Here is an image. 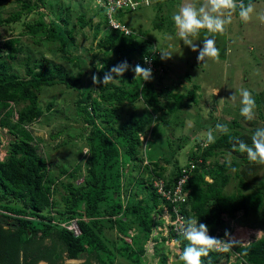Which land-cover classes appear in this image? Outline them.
I'll use <instances>...</instances> for the list:
<instances>
[{"label":"trees","instance_id":"16d2710c","mask_svg":"<svg viewBox=\"0 0 264 264\" xmlns=\"http://www.w3.org/2000/svg\"><path fill=\"white\" fill-rule=\"evenodd\" d=\"M4 1L0 0V7ZM17 1L22 2L21 7L5 17L0 15V24L17 22L24 13L37 8L30 0ZM39 1L52 3L51 0ZM168 1L153 0L150 4L157 3L155 7L160 10L162 3ZM256 1L244 0V3ZM142 6L147 5L138 8ZM47 9L49 16L42 12L35 22L26 24L28 33L37 41L45 39L57 43L55 50L64 53L63 57L73 61L80 70L71 74L60 64L30 63L27 55L24 74L20 75L11 70L8 62L22 50L19 38L0 41V127L14 137L7 155L0 160V264H38L41 261L66 264V259H83L69 264H116L117 260L125 264H171V252L168 254L166 245L170 241L175 246L170 247L172 252L177 249L172 264H183L179 255L189 242L175 229L181 225L176 221L180 214L182 224L188 218H197L209 227L211 236L224 226L223 215L237 221L249 217L264 229V176L254 191L225 192L232 176L239 177V188L244 190L254 182L253 173L257 177L259 163L250 162L246 153L233 151L231 142L233 137H239L251 145L249 133L253 134L256 129L245 133L237 119H231L218 123L227 125L228 133L220 130L214 143L195 139L196 149H192L189 160H193L194 150L202 148V142L206 141L200 154L203 163L198 169L194 166L183 188V200L171 202L158 189L161 184L163 191L172 189L176 177L189 165L182 163L167 175L162 160L169 162L165 157L170 153L156 155L155 152L149 156L147 143L153 123L165 124L167 114L197 102L193 89L196 86L186 92L175 91L174 87H159L153 79H135L131 70L118 78V83L94 85L90 78L93 73L102 79L105 71L124 60L132 66L149 67L144 57L153 67H161V70L152 68L153 77L161 79L168 68L167 60L161 58L164 51L145 33H125L108 27L98 37L99 24L93 35L95 45L92 46L91 41L90 48L79 47L74 40L73 27L65 26L66 18H57ZM45 16L50 19L46 21ZM103 17V24L107 25L105 13ZM77 21L80 28L88 23L82 14ZM155 28L164 26L155 23ZM90 50H95L93 56H88ZM67 53L71 56L65 55ZM97 57L99 63L93 61ZM55 85L77 91L76 112L87 129L83 137L87 148L83 162L60 168L58 175L50 171L48 157L39 146L40 138L32 130V125L54 106L53 100L42 105L39 94L44 88ZM253 97L256 106L264 109V90L253 92ZM137 101L142 103L141 113L127 111V105ZM260 116L264 119V110L260 109ZM218 149L232 151L239 157L231 162L210 163L209 157L217 155ZM205 175L210 176L211 181H207ZM172 205L176 208L174 212ZM238 212H241L239 216ZM72 218H78L81 230L78 236L61 225ZM164 221L168 235H165ZM148 250L152 254L149 257ZM231 252L238 253L239 257L231 261ZM220 258L223 264H264V232L248 244L238 243L227 253L211 252L202 260L204 264H208L209 259L211 264H219Z\"/></svg>","mask_w":264,"mask_h":264},{"label":"rangeland","instance_id":"374dc122","mask_svg":"<svg viewBox=\"0 0 264 264\" xmlns=\"http://www.w3.org/2000/svg\"><path fill=\"white\" fill-rule=\"evenodd\" d=\"M170 1L162 3L160 10L155 7L157 4L155 3L136 10H116L112 14L115 20L130 31L138 34L145 33L156 40L157 46L164 51L165 55H172L171 58L166 59L168 63L166 76L161 79L153 77L159 87L170 86L174 87L175 91L186 92L187 89L196 86L193 88L197 95L196 103L188 108L167 114L168 122L165 124L161 122L152 124V133L147 143L148 154L151 156L155 152L156 155L170 153L165 157L169 162L162 160L167 175H170L172 170L174 171V167L188 160L189 154L195 147V139L207 141L209 130L215 137L219 135L220 130L216 128L219 119H222L221 123L225 120L227 122L237 119L241 125L239 128L245 133L264 125V119L260 116V109H264H259L258 106L255 108L254 119L246 120L240 115V89L249 90L252 96L253 92L262 93L264 90V21L260 19V16L264 15V0L253 3L254 12L247 23L242 22L239 14L234 12L232 23L226 26L224 33H208L206 29H202L198 35L191 37L198 48L203 47L202 41L206 37L214 38L216 47L220 50L218 61L206 58V62L200 63L197 62L198 52H193L178 36L173 16L185 3H192L199 7L203 0ZM30 2L37 4V8L31 13H24L17 22L0 24V41L9 37H18L22 48L13 60H8L11 70L23 75V63L28 60L27 55H29L30 63L48 61L60 64L65 70L75 74L80 70L79 66L73 65V61H68L63 57L64 53L55 50L57 43L45 39L37 41L32 34L28 33L26 24L35 22L42 12L47 14V8H50L57 18H66L67 29L73 27L76 44L79 47L90 48L91 41H93L92 46L96 43L93 40L95 27L99 24L98 37L109 27L108 24H103L105 12L103 13L97 6L98 3L95 0H51V5H47L46 1L43 3L39 0H30ZM21 4V1L5 0L0 7L1 17H5L11 11L18 10ZM81 14L88 21L83 28L79 27L77 21ZM48 16L44 17L46 21L50 19ZM155 23H161L164 28H155ZM95 50H90L88 56H93ZM65 55L71 56L70 53ZM93 61L99 63V58L97 57ZM217 89L219 91L214 95ZM234 94H236V98L230 99ZM76 97V90L67 89L63 85L44 88L39 94L42 105L53 100L54 106L32 125V130L40 138V149L43 155L48 157L50 171L55 175H58L60 168L71 167L77 161L82 163L83 156L87 152L86 146L83 145L85 141L83 137L87 129L84 128L82 118L76 112ZM261 100L263 101V99ZM126 109L141 113L142 103L137 101L128 104ZM121 112L123 113V111ZM58 131L63 132L51 137ZM249 134L252 135V133ZM13 139L14 137L7 132L6 128L0 127V160L7 155L9 143ZM217 152H219L217 155L209 157L210 163L223 160L231 162L234 157H239V154L229 150L218 149ZM262 166L264 164L258 166L257 177L253 173L254 182L249 183L247 190L239 188L238 176H232L225 187V192L231 193L236 189L243 192L254 191L258 181L264 176ZM127 169L128 167L125 168V171ZM59 188L62 190L61 186ZM239 215L240 212L237 216ZM163 224L166 229L165 235H168L167 223L164 221ZM220 230L230 233L231 236L240 240L239 243L242 245L259 238L264 232L263 227L258 223L251 222L249 217L243 221L230 219ZM110 237L114 236L110 235ZM166 245L169 250L168 254L171 252L169 262L172 264L176 259L177 249L174 250V253L172 252L173 241ZM147 253L148 257L152 255L150 250ZM231 258L233 259L234 256L231 255ZM77 261L81 260L77 259ZM223 262V259L220 258L219 264H223ZM65 263L71 262L65 260ZM116 264H125V262L117 260Z\"/></svg>","mask_w":264,"mask_h":264},{"label":"clouds","instance_id":"9594fccd","mask_svg":"<svg viewBox=\"0 0 264 264\" xmlns=\"http://www.w3.org/2000/svg\"><path fill=\"white\" fill-rule=\"evenodd\" d=\"M237 9H239L238 14L242 22L247 23L250 21L254 12V5L250 2L246 5L244 0H203V3L199 7H196L192 3H185L179 8L178 13L173 16L174 24L178 29V36L185 45L191 48L193 52H198V63L206 62V58H211L218 61L220 50L216 47V41L214 38L206 37L202 41L203 47L198 48V46L193 43L191 37L198 35L202 29H206L208 33H224L226 26L232 23L233 13L236 12ZM260 19L264 21V15H261ZM171 56L172 55H162L161 58L166 60L171 58ZM144 61L149 65L151 63L146 57H144ZM129 70L135 73V79L138 77L141 78L142 81H151L153 79V70L151 66L143 67L140 64L132 66L127 60L119 62L118 64L111 67L110 70L105 71L102 79L95 73H93L90 78L94 85H99L101 83L103 85L108 83H118V78L123 77L124 73ZM218 91L219 89L215 91L214 95ZM235 98L236 94L232 95L230 99L234 100ZM240 104V115L246 120L254 119L256 101L249 90L244 88L240 89ZM220 120L222 119H219L218 123ZM216 128L223 131L224 133H228L227 125L218 124L216 125ZM207 141L208 143L215 142V136L211 130H209L207 134ZM231 142L233 151L246 153L248 160L252 163L264 164V128H258L252 134L251 145L239 137H233ZM206 145L207 142L204 141L202 142L201 147L203 148ZM202 148H197V150H194L196 153L192 158L193 160L191 161L188 158V160L183 164L189 165L192 163L195 167H197V169L200 168V165L203 163V158L200 155ZM194 170L195 169L193 167L190 171V176L193 174ZM233 170L235 171V169ZM205 179L207 181H211V178L208 175H205ZM223 219L225 221V226L231 218L223 215ZM77 221L78 218H72L67 222H62L61 225L72 231L75 236H78L81 233V230ZM72 224L76 225L78 230L77 233L74 232V229L70 228ZM223 227H220L216 230L214 237L209 234V227L206 224L200 223L199 219L197 218H188L179 228V234L189 242L179 255L180 261H182L183 264H204L202 257H209L211 252H229L240 242V240L231 236L227 231L224 232L223 230H220ZM230 254L234 256L233 259L230 257L231 261L235 260L236 257H239L238 253L233 255L231 252ZM66 260L70 261L77 259ZM80 260V262L83 261V259ZM208 264H211L210 259ZM241 264H243V262H241Z\"/></svg>","mask_w":264,"mask_h":264},{"label":"built area","instance_id":"2783aa9c","mask_svg":"<svg viewBox=\"0 0 264 264\" xmlns=\"http://www.w3.org/2000/svg\"><path fill=\"white\" fill-rule=\"evenodd\" d=\"M99 7H102L104 9V12L107 15L108 18V26L114 29H120L123 30L125 33H129L130 31L125 27L123 24L119 23L117 20H115L112 16L113 12L120 9V10H136L141 5H149L153 0H95ZM151 68L153 69H159L161 70V67H153L152 64H150ZM194 167V164H189L188 168L182 169V174L177 177L175 180V185L172 189H169L167 191H163L162 184L159 187V191L162 193L164 197L171 200V202L175 203L179 200H183L182 192L184 185L187 181V179L190 176V171ZM175 205H172L173 212L176 211ZM177 222H179L182 225V217L181 214L177 216L176 219ZM180 225V226H181ZM180 226L175 227L177 229V232L179 231ZM70 228L74 229V232L77 233L78 230L76 228L75 224H72ZM210 234V232H209ZM215 237V236H214Z\"/></svg>","mask_w":264,"mask_h":264},{"label":"water","instance_id":"95a60500","mask_svg":"<svg viewBox=\"0 0 264 264\" xmlns=\"http://www.w3.org/2000/svg\"><path fill=\"white\" fill-rule=\"evenodd\" d=\"M68 262H71V263H78L79 261L77 260H70ZM39 264H46V262H40Z\"/></svg>","mask_w":264,"mask_h":264}]
</instances>
